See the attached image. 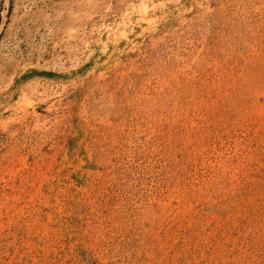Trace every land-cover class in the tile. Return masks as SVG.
I'll use <instances>...</instances> for the list:
<instances>
[{"label": "rangeland", "instance_id": "1", "mask_svg": "<svg viewBox=\"0 0 264 264\" xmlns=\"http://www.w3.org/2000/svg\"><path fill=\"white\" fill-rule=\"evenodd\" d=\"M0 264H264V0H0Z\"/></svg>", "mask_w": 264, "mask_h": 264}]
</instances>
